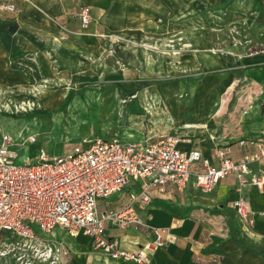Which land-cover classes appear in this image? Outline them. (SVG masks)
Wrapping results in <instances>:
<instances>
[{
    "label": "crops",
    "instance_id": "obj_1",
    "mask_svg": "<svg viewBox=\"0 0 264 264\" xmlns=\"http://www.w3.org/2000/svg\"><path fill=\"white\" fill-rule=\"evenodd\" d=\"M7 1L14 2L18 11L0 10V97L4 98L0 107L30 120L52 111L57 114L73 96L72 102L77 104L80 96H75L82 94L76 84L82 80L80 49L84 44L98 45L104 41L103 35L98 38L101 33L133 30L141 35L153 31L163 26L164 12L189 2L198 5L196 0H54L61 10L57 14L47 8V0H0ZM85 5L90 8V25L97 37L79 34L67 40L65 33L71 27L76 26L74 34L83 28L79 12ZM65 13H70L71 19L63 22ZM11 25L18 26L15 33L10 32ZM178 69L176 78L148 83L156 88L155 107L159 104L165 114L156 113L159 126L152 127L144 140L140 136L135 142H151L160 136L159 131L176 132L187 126L181 132L186 141L180 142L179 148L198 149L214 165L218 164V148L229 146L228 157L234 160L255 151V147L240 146L239 141L259 138L264 132V53L238 58L232 54L209 55L205 61H192L191 66L183 64ZM118 83L103 97L123 112L126 106L137 105L142 85L137 80L129 83L126 78ZM141 116L138 114L135 120L140 121ZM116 117L121 119L122 115ZM178 125L181 127L173 130ZM199 167L194 164L192 169ZM251 168L254 172L264 170V161L251 164ZM194 173L184 191L163 195L153 192L150 203H136L141 224L121 229L107 221V236L118 239L123 248L135 250L153 242L157 230H166L164 245L151 253V264H264V186L240 189L238 179L229 175L213 191L203 192L194 183ZM138 189L130 183L121 193L100 200V212H119ZM241 196L249 200L256 213L247 230L233 206ZM63 230L65 234L58 240L69 246L66 264H137L111 259L93 248L89 236L73 237Z\"/></svg>",
    "mask_w": 264,
    "mask_h": 264
},
{
    "label": "built area",
    "instance_id": "obj_2",
    "mask_svg": "<svg viewBox=\"0 0 264 264\" xmlns=\"http://www.w3.org/2000/svg\"><path fill=\"white\" fill-rule=\"evenodd\" d=\"M0 10L18 11L11 1L1 4ZM79 17L81 26L87 27L90 8L82 6ZM182 141L186 139L176 133L147 143L84 136L59 156L40 154L36 163L18 164L21 147L11 136L0 134V256L19 252L23 258L31 252L45 261L62 263L68 244L46 236L61 227L73 237L89 236L93 248L111 259L151 264V253L164 245L166 230H157L153 242L128 250L118 239L107 236L106 222L113 221L121 229L141 224L135 204L150 203L153 192L184 191L193 172L194 183L203 192L213 191L229 175L238 179L240 189L263 188L264 170L254 172L251 164L264 161V132L259 138L239 141L240 146L256 149L238 160L228 157L229 146L218 148L217 165L198 149H180ZM28 142L35 143L36 137L30 136ZM194 164L200 167L193 170ZM130 183L139 189L131 193L126 206L119 212L101 213L100 200L121 193ZM233 206L247 230L256 215L249 200L241 196Z\"/></svg>",
    "mask_w": 264,
    "mask_h": 264
},
{
    "label": "rangeland",
    "instance_id": "obj_3",
    "mask_svg": "<svg viewBox=\"0 0 264 264\" xmlns=\"http://www.w3.org/2000/svg\"><path fill=\"white\" fill-rule=\"evenodd\" d=\"M189 3L164 12L161 16L163 28L144 31L141 35L133 30L101 33L98 38L103 35L104 41L98 45L84 44L80 47L82 80H77L76 85L80 87L82 94L75 96H80L78 104L72 102L73 96L67 106L57 110V114L52 111L47 116L32 120L13 116L0 107V134L11 136L17 147H21L17 163H36L40 154L59 156L84 136L102 135L134 141L142 136L144 140L152 127L159 126L156 113L161 112L162 115L163 111L159 104L156 103L155 107L156 88L148 83L176 78L180 75L178 68L183 64L191 66L192 61L198 64L209 55L232 54L234 58H238L264 53V5L258 0H196L197 6ZM45 4L54 13L61 11L57 9L54 0H47ZM64 15L61 18L63 22L71 19L70 13ZM74 31H77L76 26L65 33L67 40H72L73 36H80L79 34L84 37L96 34L90 23L86 29H80L81 33L78 31L79 33L74 34ZM188 44L191 49L187 47ZM173 51H180L177 55H181L174 58L171 53ZM124 78L129 83L137 80L142 88L137 105L132 108L126 106L122 112L114 106L115 102L104 99L103 94L114 90V84ZM0 98V103L4 104L3 96ZM10 107L8 105L9 111H12ZM138 114H142L140 121L135 120ZM116 115H122V118L117 119ZM180 127L178 125L173 130ZM186 128L184 126L176 132L158 131L159 135H182L181 132ZM30 136L36 137L35 143L28 142ZM34 228L40 232L37 225ZM62 234H65L64 230L56 228L46 236L58 241ZM18 254L19 252L0 256V264H66L65 257L62 263H54L51 259H40L31 252L23 258H19Z\"/></svg>",
    "mask_w": 264,
    "mask_h": 264
},
{
    "label": "water",
    "instance_id": "obj_4",
    "mask_svg": "<svg viewBox=\"0 0 264 264\" xmlns=\"http://www.w3.org/2000/svg\"><path fill=\"white\" fill-rule=\"evenodd\" d=\"M17 29H18L17 25H11L9 30H10V32L15 33L17 31Z\"/></svg>",
    "mask_w": 264,
    "mask_h": 264
},
{
    "label": "bare ground",
    "instance_id": "obj_5",
    "mask_svg": "<svg viewBox=\"0 0 264 264\" xmlns=\"http://www.w3.org/2000/svg\"><path fill=\"white\" fill-rule=\"evenodd\" d=\"M178 54V52H173V55H177ZM47 85V84H46ZM33 88V87H32ZM41 89V88H40ZM45 90V89H44ZM35 91V90H34ZM44 92V91H43ZM150 94V93H149ZM156 94V93H155ZM58 95H59V93H58ZM61 95V94H60ZM56 98H57V96H56ZM181 98V97H180ZM55 99V98H54ZM43 100V99H42ZM41 101V100H40ZM45 101V100H44ZM55 101H57V100H55ZM42 103V102H41ZM52 103V102H51ZM50 104V103H49ZM78 104V103H77ZM7 106V105H6ZM39 106V105H38ZM76 106V105H75ZM41 107V106H40ZM49 107V106H48ZM7 108H8V106H7ZM45 108V107H44ZM50 108V107H49ZM5 109V108H4ZM47 109V108H46ZM26 111H28V110H26ZM25 113V112H24ZM23 114V113H22Z\"/></svg>",
    "mask_w": 264,
    "mask_h": 264
},
{
    "label": "trees",
    "instance_id": "obj_6",
    "mask_svg": "<svg viewBox=\"0 0 264 264\" xmlns=\"http://www.w3.org/2000/svg\"><path fill=\"white\" fill-rule=\"evenodd\" d=\"M8 2V1H7ZM258 2L260 3V4H262V5H264V2H263V0H258ZM4 2H0V5L1 4H3ZM6 13H8V12H6ZM69 97H70V95H69Z\"/></svg>",
    "mask_w": 264,
    "mask_h": 264
}]
</instances>
